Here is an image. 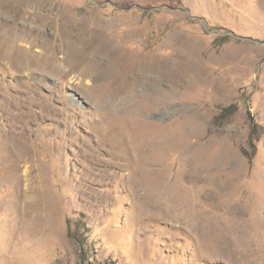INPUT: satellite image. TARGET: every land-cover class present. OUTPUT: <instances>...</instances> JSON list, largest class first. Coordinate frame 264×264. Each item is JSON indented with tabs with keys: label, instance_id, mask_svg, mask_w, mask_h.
Segmentation results:
<instances>
[{
	"label": "rangeland",
	"instance_id": "374dc122",
	"mask_svg": "<svg viewBox=\"0 0 264 264\" xmlns=\"http://www.w3.org/2000/svg\"><path fill=\"white\" fill-rule=\"evenodd\" d=\"M0 264H264V0H0Z\"/></svg>",
	"mask_w": 264,
	"mask_h": 264
},
{
	"label": "trees",
	"instance_id": "16d2710c",
	"mask_svg": "<svg viewBox=\"0 0 264 264\" xmlns=\"http://www.w3.org/2000/svg\"><path fill=\"white\" fill-rule=\"evenodd\" d=\"M220 41H218L219 44L223 45V44H228L230 43V39L229 38H219Z\"/></svg>",
	"mask_w": 264,
	"mask_h": 264
},
{
	"label": "bare ground",
	"instance_id": "6f19581e",
	"mask_svg": "<svg viewBox=\"0 0 264 264\" xmlns=\"http://www.w3.org/2000/svg\"><path fill=\"white\" fill-rule=\"evenodd\" d=\"M12 50H13V49H12V47H10V48H9V50H8V51H9V53H11V52H12Z\"/></svg>",
	"mask_w": 264,
	"mask_h": 264
}]
</instances>
